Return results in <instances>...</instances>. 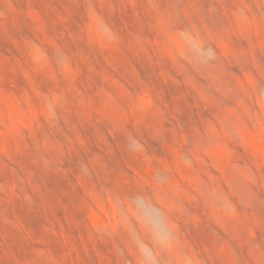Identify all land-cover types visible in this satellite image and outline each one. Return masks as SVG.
Listing matches in <instances>:
<instances>
[{
  "label": "rangeland",
  "instance_id": "1",
  "mask_svg": "<svg viewBox=\"0 0 264 264\" xmlns=\"http://www.w3.org/2000/svg\"><path fill=\"white\" fill-rule=\"evenodd\" d=\"M0 264H264V0H0Z\"/></svg>",
  "mask_w": 264,
  "mask_h": 264
}]
</instances>
